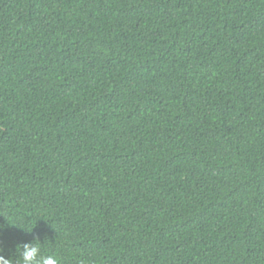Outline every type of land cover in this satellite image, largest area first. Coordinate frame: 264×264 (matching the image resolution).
I'll use <instances>...</instances> for the list:
<instances>
[{"label":"trees","instance_id":"trees-1","mask_svg":"<svg viewBox=\"0 0 264 264\" xmlns=\"http://www.w3.org/2000/svg\"><path fill=\"white\" fill-rule=\"evenodd\" d=\"M0 225L8 258L264 264V0H0Z\"/></svg>","mask_w":264,"mask_h":264},{"label":"clouds","instance_id":"clouds-1","mask_svg":"<svg viewBox=\"0 0 264 264\" xmlns=\"http://www.w3.org/2000/svg\"><path fill=\"white\" fill-rule=\"evenodd\" d=\"M4 231L5 226L0 225V236L3 235ZM41 245L42 243L38 240L32 243L17 245V258H8L5 255V247L2 242H0V264H59L57 257L41 254Z\"/></svg>","mask_w":264,"mask_h":264}]
</instances>
